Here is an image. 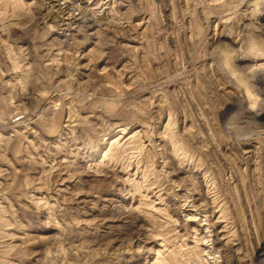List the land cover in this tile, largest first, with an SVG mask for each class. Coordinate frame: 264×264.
<instances>
[{
  "label": "rangeland",
  "instance_id": "obj_1",
  "mask_svg": "<svg viewBox=\"0 0 264 264\" xmlns=\"http://www.w3.org/2000/svg\"><path fill=\"white\" fill-rule=\"evenodd\" d=\"M261 67L264 0H0V264H264Z\"/></svg>",
  "mask_w": 264,
  "mask_h": 264
},
{
  "label": "bare ground",
  "instance_id": "obj_2",
  "mask_svg": "<svg viewBox=\"0 0 264 264\" xmlns=\"http://www.w3.org/2000/svg\"><path fill=\"white\" fill-rule=\"evenodd\" d=\"M261 15H262V14H261ZM258 73H259V74H258V76H257L256 79H257L258 81H261V76L264 74V67H261V68H260V71H259ZM260 108H261V110H264V106H261Z\"/></svg>",
  "mask_w": 264,
  "mask_h": 264
}]
</instances>
